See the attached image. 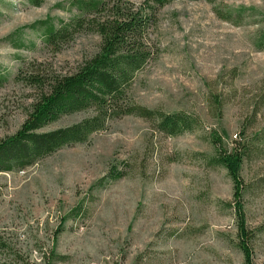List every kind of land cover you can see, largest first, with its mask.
<instances>
[{"label":"rangeland","instance_id":"rangeland-1","mask_svg":"<svg viewBox=\"0 0 264 264\" xmlns=\"http://www.w3.org/2000/svg\"><path fill=\"white\" fill-rule=\"evenodd\" d=\"M76 13L70 0H0V139L21 128L37 94L14 79L23 64L69 73L99 50L96 33L53 49L44 25L32 27ZM157 16L150 38L158 56L139 73L133 97L196 125L172 136L155 120L127 115L86 142L0 172V264H45L52 248L65 256L54 264H245L234 182L212 164V138L231 145L264 130V107L254 115L264 105V0H172ZM91 115H64L42 131ZM262 149L241 170L255 264H264ZM114 166L124 177L99 185Z\"/></svg>","mask_w":264,"mask_h":264},{"label":"trees","instance_id":"trees-1","mask_svg":"<svg viewBox=\"0 0 264 264\" xmlns=\"http://www.w3.org/2000/svg\"><path fill=\"white\" fill-rule=\"evenodd\" d=\"M41 6L46 0H24ZM172 0H70L76 14L56 24L52 18L35 22L44 25L43 43L60 49L79 33H96L101 37L99 50L85 58L73 72L60 73L35 61L23 64L14 76L36 89L37 94L21 128L0 139V172H14L33 165L57 150L86 142L93 133L107 128L110 121L127 115L155 120L159 131L178 135L191 131L197 119L184 112L167 113L138 103L133 91L139 73L158 56L150 31L158 22V10ZM214 1V0H207ZM263 102V101H262ZM259 108L255 109V117ZM92 111L80 122L48 131L43 128L64 115ZM216 155L214 165L224 167L234 182V206L238 228L237 246L244 254L245 264H255L253 240L256 231L247 224L242 201L246 188L241 174L246 160L262 152L264 130L252 139L237 135L231 145L215 133L212 138ZM125 173L115 166L99 185L116 181ZM5 243L0 237V248ZM44 254L45 264L63 260L55 248Z\"/></svg>","mask_w":264,"mask_h":264}]
</instances>
